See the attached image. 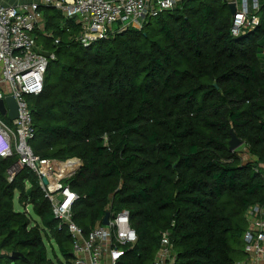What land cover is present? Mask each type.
Listing matches in <instances>:
<instances>
[{"label": "trees", "instance_id": "1", "mask_svg": "<svg viewBox=\"0 0 264 264\" xmlns=\"http://www.w3.org/2000/svg\"><path fill=\"white\" fill-rule=\"evenodd\" d=\"M41 10L37 42L55 60L28 98L30 147L40 159L81 160L67 181L79 197L74 223L88 234L127 210L137 242L118 264H152L165 233L173 264L245 260L246 213L264 205V0L243 36L231 34L222 0H183L89 48L76 21ZM232 133L251 161L230 150ZM16 162L0 159V264H70L71 236L37 175L25 167L8 181ZM16 195L33 216L15 211Z\"/></svg>", "mask_w": 264, "mask_h": 264}, {"label": "built area", "instance_id": "2", "mask_svg": "<svg viewBox=\"0 0 264 264\" xmlns=\"http://www.w3.org/2000/svg\"><path fill=\"white\" fill-rule=\"evenodd\" d=\"M182 1L30 0L16 6H4L0 2V101L12 98L17 106L14 120L9 119L6 104V115L0 114V159L17 158L8 172L9 182L25 167L37 175L53 215L59 221L58 228L65 225L71 236L73 260L70 264H118L126 255L125 249L136 244L137 235L127 210L110 216L108 226L100 223L85 234L73 221L72 207L79 197L67 184L81 169V160L40 159L30 147L36 130L28 98L42 94L48 67L55 60V55L37 42L36 31L43 27L41 9L53 8L60 11L65 20L76 21L81 28L78 41L89 48L128 29L141 31L149 19L175 10ZM222 1L236 9L230 29L233 36L251 32L261 23V0ZM67 164H71V168L62 172L61 168ZM260 168L264 171V166ZM43 179L47 185L43 184ZM27 208L24 212L29 214ZM246 220V259L236 264H264V205L250 207ZM173 263V246L169 233H165L152 264Z\"/></svg>", "mask_w": 264, "mask_h": 264}, {"label": "water", "instance_id": "3", "mask_svg": "<svg viewBox=\"0 0 264 264\" xmlns=\"http://www.w3.org/2000/svg\"><path fill=\"white\" fill-rule=\"evenodd\" d=\"M230 10V14L232 16H234L236 14V9L234 6H230L229 7ZM9 108L10 110V114H9V119L10 120H14L17 118V106L15 101L12 98H8L5 102L4 101H0V114L5 116L6 115V106ZM243 145V143L232 133L231 134V141H230V150L231 151H236L239 147H241ZM43 184L47 185V181L46 179H43ZM110 213H107L102 225L103 226H108L109 225V220H110Z\"/></svg>", "mask_w": 264, "mask_h": 264}, {"label": "rangeland", "instance_id": "4", "mask_svg": "<svg viewBox=\"0 0 264 264\" xmlns=\"http://www.w3.org/2000/svg\"><path fill=\"white\" fill-rule=\"evenodd\" d=\"M252 31H253V30H252ZM252 31H251V32H252ZM248 33H250V32H249V31L246 32V34H248ZM243 34H245V33H243ZM243 34H242V36H243ZM238 150H239L240 153L242 154V159H243L244 161H248V160L251 161V157H249L248 154L246 153V150H245V147H244V146L239 147ZM17 197H18V195H16V198H15V200H14V209H15L16 212H19V213H20V212H24V211H25V208H24V207L18 202ZM27 209H28V212H29L30 214H32L31 207L28 206ZM32 216H33V214H32ZM33 219H34V220H37L35 217H33Z\"/></svg>", "mask_w": 264, "mask_h": 264}, {"label": "crops", "instance_id": "5", "mask_svg": "<svg viewBox=\"0 0 264 264\" xmlns=\"http://www.w3.org/2000/svg\"><path fill=\"white\" fill-rule=\"evenodd\" d=\"M29 1L30 0H0V2L4 6H16V5H20V4H23V3H28ZM18 197H17V200H18Z\"/></svg>", "mask_w": 264, "mask_h": 264}, {"label": "bare ground", "instance_id": "6", "mask_svg": "<svg viewBox=\"0 0 264 264\" xmlns=\"http://www.w3.org/2000/svg\"><path fill=\"white\" fill-rule=\"evenodd\" d=\"M71 168V164H67L66 166L62 167V172H64L66 169Z\"/></svg>", "mask_w": 264, "mask_h": 264}]
</instances>
